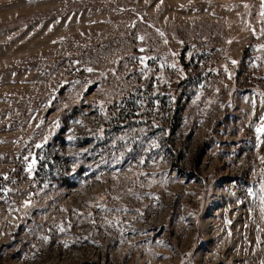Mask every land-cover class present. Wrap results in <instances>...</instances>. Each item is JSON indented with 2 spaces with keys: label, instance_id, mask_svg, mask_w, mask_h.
I'll return each mask as SVG.
<instances>
[{
  "label": "rangeland",
  "instance_id": "1",
  "mask_svg": "<svg viewBox=\"0 0 264 264\" xmlns=\"http://www.w3.org/2000/svg\"><path fill=\"white\" fill-rule=\"evenodd\" d=\"M261 13L0 0V264H264Z\"/></svg>",
  "mask_w": 264,
  "mask_h": 264
},
{
  "label": "snow or ice",
  "instance_id": "2",
  "mask_svg": "<svg viewBox=\"0 0 264 264\" xmlns=\"http://www.w3.org/2000/svg\"><path fill=\"white\" fill-rule=\"evenodd\" d=\"M261 14L264 15V13H261ZM261 47H264V45H262ZM141 51H143V49H141ZM233 63H235V61H233ZM89 71H91V69H89ZM257 131L264 132V128L257 129ZM29 170H31V166ZM261 201H262V205H264V197H261ZM262 211H264V207H262Z\"/></svg>",
  "mask_w": 264,
  "mask_h": 264
}]
</instances>
